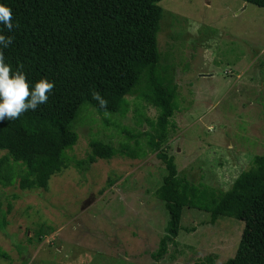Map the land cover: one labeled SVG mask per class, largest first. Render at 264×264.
Segmentation results:
<instances>
[{
	"label": "rangeland",
	"instance_id": "1",
	"mask_svg": "<svg viewBox=\"0 0 264 264\" xmlns=\"http://www.w3.org/2000/svg\"><path fill=\"white\" fill-rule=\"evenodd\" d=\"M161 75L178 86L164 151L181 178L219 191L264 155V0H164ZM146 81L122 114L83 107L69 168L49 190L0 183V264H225L244 222L185 207L182 230L154 255L170 219L157 196L168 175L149 145L159 110L143 98ZM87 108V109H86ZM97 139L135 151L76 166ZM6 151L0 150V158ZM5 222V226H4ZM4 227V228H3ZM42 233V234H41Z\"/></svg>",
	"mask_w": 264,
	"mask_h": 264
},
{
	"label": "trees",
	"instance_id": "2",
	"mask_svg": "<svg viewBox=\"0 0 264 264\" xmlns=\"http://www.w3.org/2000/svg\"><path fill=\"white\" fill-rule=\"evenodd\" d=\"M162 1L0 0L12 9L15 25L11 33L0 25L4 35L14 37L3 50L6 62L14 70L19 66L31 83L45 77L55 81L47 104L0 123V150L6 151L0 158V183L49 190L52 177L71 164L67 152L80 139L76 123L83 107L124 115L128 97L146 81L143 98L159 110L150 121L156 133L148 134L149 145L168 170L157 196L170 219L155 259L178 238L184 208L190 207L209 212L212 223L221 216L245 223L237 251L225 264H264V155L255 156L252 169L243 171L229 190L219 191L181 178L174 157L163 150L177 110L178 86L158 68L163 59ZM90 148L77 167L88 170L99 159L135 153L128 145L117 149L97 139ZM0 255L7 256L2 250ZM208 261L215 263L213 257Z\"/></svg>",
	"mask_w": 264,
	"mask_h": 264
},
{
	"label": "clouds",
	"instance_id": "3",
	"mask_svg": "<svg viewBox=\"0 0 264 264\" xmlns=\"http://www.w3.org/2000/svg\"><path fill=\"white\" fill-rule=\"evenodd\" d=\"M0 25L9 33L15 27L12 9L3 2H0ZM13 39L0 29V123L18 119L21 114L36 111L40 105L47 104L55 87V81L46 77L31 83L19 66L14 70L6 62L3 50L12 44Z\"/></svg>",
	"mask_w": 264,
	"mask_h": 264
}]
</instances>
